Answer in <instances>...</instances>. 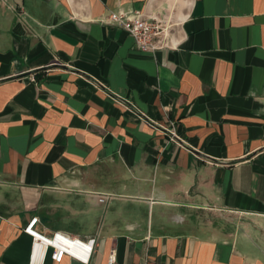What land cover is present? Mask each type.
I'll return each instance as SVG.
<instances>
[{
	"label": "crops",
	"instance_id": "obj_1",
	"mask_svg": "<svg viewBox=\"0 0 264 264\" xmlns=\"http://www.w3.org/2000/svg\"><path fill=\"white\" fill-rule=\"evenodd\" d=\"M33 216L95 235L89 264H264V0H0V264Z\"/></svg>",
	"mask_w": 264,
	"mask_h": 264
},
{
	"label": "built area",
	"instance_id": "obj_2",
	"mask_svg": "<svg viewBox=\"0 0 264 264\" xmlns=\"http://www.w3.org/2000/svg\"><path fill=\"white\" fill-rule=\"evenodd\" d=\"M106 23L118 26L129 33L137 49L155 51L169 46V23L162 18L146 16L136 8L109 9L105 17ZM104 200L99 196V201ZM37 216L27 220L23 230L31 237L27 264H42L45 257L60 259L66 255L82 264H89L93 249L97 243L95 235L85 237L54 230L49 234L41 233L35 227ZM106 264H118L114 249L107 253Z\"/></svg>",
	"mask_w": 264,
	"mask_h": 264
}]
</instances>
